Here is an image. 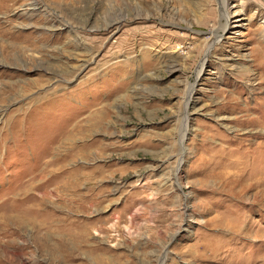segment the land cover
I'll list each match as a JSON object with an SVG mask.
<instances>
[{
	"label": "rangeland",
	"instance_id": "obj_1",
	"mask_svg": "<svg viewBox=\"0 0 264 264\" xmlns=\"http://www.w3.org/2000/svg\"><path fill=\"white\" fill-rule=\"evenodd\" d=\"M0 264H264V0H0Z\"/></svg>",
	"mask_w": 264,
	"mask_h": 264
},
{
	"label": "bare ground",
	"instance_id": "obj_2",
	"mask_svg": "<svg viewBox=\"0 0 264 264\" xmlns=\"http://www.w3.org/2000/svg\"><path fill=\"white\" fill-rule=\"evenodd\" d=\"M226 0H223V4H224V2H225ZM235 6H233L232 8H234ZM238 11H234V13H233V15H236V13H237ZM231 15H232V12L231 11H227V12H223L222 13V17H223V19L224 20H226L225 22H227V24H228V22H229V20H230V18H231ZM121 22V21H120ZM112 25V24H111ZM114 25V24H113ZM227 26V25H226ZM226 26H224L223 25V29L225 30L226 29ZM221 38V34H218L217 35V41L216 42H218L219 41V39ZM213 47V46H212ZM212 49V48H211ZM209 52H210V50H209ZM194 93V88H192V90H191V92H190V94H189V98L187 99V112H188V110H192L193 109V107H194V100H192V94ZM189 113V112H188ZM187 113V114H188ZM189 117V116H188ZM186 120H187V118H186ZM188 123V122H187Z\"/></svg>",
	"mask_w": 264,
	"mask_h": 264
}]
</instances>
